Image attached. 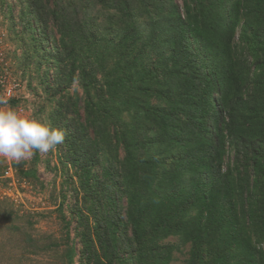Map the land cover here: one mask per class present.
Masks as SVG:
<instances>
[{
	"label": "trees",
	"instance_id": "obj_1",
	"mask_svg": "<svg viewBox=\"0 0 264 264\" xmlns=\"http://www.w3.org/2000/svg\"><path fill=\"white\" fill-rule=\"evenodd\" d=\"M12 1L35 116L67 130L68 264H174L187 246L185 264H264V0Z\"/></svg>",
	"mask_w": 264,
	"mask_h": 264
},
{
	"label": "rangeland",
	"instance_id": "obj_2",
	"mask_svg": "<svg viewBox=\"0 0 264 264\" xmlns=\"http://www.w3.org/2000/svg\"><path fill=\"white\" fill-rule=\"evenodd\" d=\"M7 4L12 5L13 1L7 0ZM3 10L6 13V7L0 6V103L5 90L12 89L14 96L11 99L23 101L17 107L22 110V114L35 116L37 107L46 105L47 101L37 80H32L30 86L32 77L25 75L26 69L17 60L22 52L17 47L14 30L21 29L19 25H14L17 19L9 18ZM75 89L82 93L74 87L71 94ZM0 106V109L9 107ZM37 156V180L19 178L14 164H24L25 169L31 168ZM0 159L6 165L0 176V264H68L65 257L68 232L59 209L64 193L67 196L64 213L67 204L74 202L73 186L68 183L73 170L64 168L60 162L59 149L48 153L36 152L31 159L20 162ZM230 160L234 161L233 157ZM228 162L227 156L224 170ZM9 168H12L13 177L6 176ZM73 179L77 182L76 177L73 176ZM75 226L73 222L72 227ZM75 233L74 229L70 233L71 242ZM169 241L176 242V239L171 238ZM78 243L75 240L77 250L80 246ZM187 248L183 254H176L177 261L174 264H185ZM74 264H79L78 256L74 258Z\"/></svg>",
	"mask_w": 264,
	"mask_h": 264
},
{
	"label": "clouds",
	"instance_id": "obj_3",
	"mask_svg": "<svg viewBox=\"0 0 264 264\" xmlns=\"http://www.w3.org/2000/svg\"><path fill=\"white\" fill-rule=\"evenodd\" d=\"M66 136L67 130L54 126L47 117L27 116L12 106L0 109V158L31 159L36 152L55 151Z\"/></svg>",
	"mask_w": 264,
	"mask_h": 264
},
{
	"label": "built area",
	"instance_id": "obj_4",
	"mask_svg": "<svg viewBox=\"0 0 264 264\" xmlns=\"http://www.w3.org/2000/svg\"><path fill=\"white\" fill-rule=\"evenodd\" d=\"M14 96L13 92H12V89H7L5 90L4 92V96L3 98L1 99V103L0 105H2V107H5L6 105H8V101ZM1 107V106H0ZM8 175H11L13 177V171H12V168H9L7 171H6V176Z\"/></svg>",
	"mask_w": 264,
	"mask_h": 264
}]
</instances>
